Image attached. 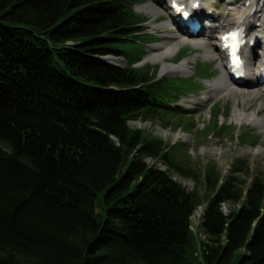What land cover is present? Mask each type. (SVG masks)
I'll return each mask as SVG.
<instances>
[{
    "label": "trees",
    "instance_id": "16d2710c",
    "mask_svg": "<svg viewBox=\"0 0 264 264\" xmlns=\"http://www.w3.org/2000/svg\"><path fill=\"white\" fill-rule=\"evenodd\" d=\"M132 2L0 0V264H264V172L239 157L221 182L211 166L201 194L130 126L188 90L110 47L151 40Z\"/></svg>",
    "mask_w": 264,
    "mask_h": 264
},
{
    "label": "rangeland",
    "instance_id": "374dc122",
    "mask_svg": "<svg viewBox=\"0 0 264 264\" xmlns=\"http://www.w3.org/2000/svg\"><path fill=\"white\" fill-rule=\"evenodd\" d=\"M213 1L216 9H209L211 12L220 13L226 8L225 0ZM167 2L164 4L163 0L156 2L133 0L135 11L146 16V22L142 23L144 27L142 33H148L145 36L151 37V40L135 44L132 41L117 40L111 42L110 47L125 50L134 48L136 51H143V59L136 63L135 67L150 65V68H156L158 78L174 80L175 84L184 82L182 87H187L188 90L181 92L178 98L172 99L173 101H169L167 112L156 115L154 119L132 120L130 126L142 129L148 137L163 140L173 158L186 168L194 169L199 173V178L195 179L173 169L171 171L176 180L190 190L197 188L201 194L205 192L204 175L211 166L216 168L221 182L230 173L235 159L239 157H245L253 171L264 172V128L247 124V122L237 124L233 119L235 110L245 114L256 113L264 117V96L260 94V97L256 98L255 94L258 93L256 90L233 96L215 90L214 84L221 77L226 78L227 73L215 46L209 42L211 35L206 37L203 31L197 36L187 35L190 37L188 38L180 33L169 15L171 7L169 1ZM237 4H242V1L238 0ZM227 12L230 10L227 9ZM223 31L224 29H217L213 34L219 37ZM168 34L184 36L188 40L180 42L176 49L165 54V57H161L162 52H166L179 41L166 39L165 35ZM260 34L263 36V33ZM200 40L207 43L194 44ZM208 50L214 55L213 57L199 56ZM255 50L258 51L259 47ZM186 59L190 60L188 72L161 73L164 64L176 66ZM105 60L122 67L127 64L124 57L117 55L105 56ZM55 66L63 70L62 66L56 62ZM258 85L259 88L264 89V84ZM178 86L181 87V85ZM182 134H186V137ZM159 165L166 168L164 164L159 163ZM96 205L97 213L105 212L103 195H99ZM205 206L206 202L192 216L194 230L200 226Z\"/></svg>",
    "mask_w": 264,
    "mask_h": 264
},
{
    "label": "bare ground",
    "instance_id": "6f19581e",
    "mask_svg": "<svg viewBox=\"0 0 264 264\" xmlns=\"http://www.w3.org/2000/svg\"><path fill=\"white\" fill-rule=\"evenodd\" d=\"M154 1L156 2L160 0ZM167 1H169V5L174 1L181 5H185L186 7L190 6L191 8H193V3L197 1L200 3V8L196 10V13H198L199 15H205V23H207V17L213 18L214 25L211 29L207 27L206 31L212 35V39H210L209 42L210 44H213L215 46V50L218 52V57H220L221 63L225 65V71L227 62L225 58L227 50L224 48L225 32H228L231 28H245V30L248 32V35L246 36L247 41L244 48V58L246 66L245 76L242 78L241 82L234 81L227 75L226 78L221 77L220 80H218L214 84V89L217 91H221V93L223 94L232 96L249 90H256L258 91V93L255 94L256 98H259L260 94L262 97L264 96V89L259 88V82L256 83V81L258 80V74L259 72H261V70L263 69L262 67L264 66V39H262L264 38V0H241L242 4L240 5L237 4L238 0H225L226 8L220 13L214 11L211 14H209V12H211L209 9H216L213 0H163L164 4ZM236 6H238V8H235ZM227 9H229L230 12H227ZM171 14L172 12H170V16ZM257 22H260L259 25ZM217 29H224L225 31H223L218 37L213 34ZM260 33H263V36ZM182 34H184L185 36L188 35L184 32ZM255 35H258L260 38L255 42L254 45H251V41L249 39H254ZM187 37L179 35L173 36L171 34L165 35V38L168 40L172 41L173 39H176L179 41L178 43L176 42L173 47L167 49L166 52H162L160 54L161 57H163L167 53L169 54L174 49H176L180 42L188 40ZM203 43L207 42L201 40L200 42H194V44ZM255 47H259V50L256 51ZM199 56L209 58L213 57L214 55L208 50ZM189 63L190 60L186 59L176 66L164 64L161 73H186L188 72ZM233 119L237 124L247 122V124L264 128V117H260L256 113L245 114L242 111L235 110L233 113ZM182 135L186 137V134Z\"/></svg>",
    "mask_w": 264,
    "mask_h": 264
},
{
    "label": "snow or ice",
    "instance_id": "6c2138e0",
    "mask_svg": "<svg viewBox=\"0 0 264 264\" xmlns=\"http://www.w3.org/2000/svg\"><path fill=\"white\" fill-rule=\"evenodd\" d=\"M236 36H237V33H229L228 35H226V36L224 37V39H225V40H230V39L234 40ZM233 47H235V45H233ZM234 63H236V64L238 65V64H239L238 59H236V60L234 61Z\"/></svg>",
    "mask_w": 264,
    "mask_h": 264
},
{
    "label": "water",
    "instance_id": "95a60500",
    "mask_svg": "<svg viewBox=\"0 0 264 264\" xmlns=\"http://www.w3.org/2000/svg\"><path fill=\"white\" fill-rule=\"evenodd\" d=\"M106 62H108V63H110V64H112V65H115L114 63H112V62H109V61H106Z\"/></svg>",
    "mask_w": 264,
    "mask_h": 264
}]
</instances>
